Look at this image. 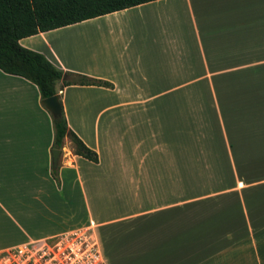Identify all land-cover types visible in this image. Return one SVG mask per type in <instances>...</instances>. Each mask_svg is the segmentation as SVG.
I'll return each instance as SVG.
<instances>
[{
  "label": "crops",
  "instance_id": "1",
  "mask_svg": "<svg viewBox=\"0 0 264 264\" xmlns=\"http://www.w3.org/2000/svg\"><path fill=\"white\" fill-rule=\"evenodd\" d=\"M18 43L104 84L56 83L97 159L64 138L57 187L51 116L0 71V249L74 228L30 223L76 199L105 264H264V0H156Z\"/></svg>",
  "mask_w": 264,
  "mask_h": 264
},
{
  "label": "trees",
  "instance_id": "2",
  "mask_svg": "<svg viewBox=\"0 0 264 264\" xmlns=\"http://www.w3.org/2000/svg\"><path fill=\"white\" fill-rule=\"evenodd\" d=\"M156 0H0V71L33 84L40 100L69 85L102 86L104 83L81 75H72L52 65L42 54L19 45L22 38L55 30L85 20ZM52 149L60 150L63 139L71 143L75 155L96 163V154L68 129L62 113L52 118ZM57 187V168H50Z\"/></svg>",
  "mask_w": 264,
  "mask_h": 264
},
{
  "label": "built area",
  "instance_id": "3",
  "mask_svg": "<svg viewBox=\"0 0 264 264\" xmlns=\"http://www.w3.org/2000/svg\"><path fill=\"white\" fill-rule=\"evenodd\" d=\"M0 264H105L91 224L0 249Z\"/></svg>",
  "mask_w": 264,
  "mask_h": 264
},
{
  "label": "rangeland",
  "instance_id": "4",
  "mask_svg": "<svg viewBox=\"0 0 264 264\" xmlns=\"http://www.w3.org/2000/svg\"><path fill=\"white\" fill-rule=\"evenodd\" d=\"M68 208L61 206H56L55 208L48 207L46 211L44 208H41L39 215L37 216L35 225H33L30 222L29 223L31 226H33L34 231L37 232L43 230L45 227H48L49 225L55 226L60 223H66L65 228L79 226V224L82 223L80 222V220L81 218L83 219L84 213L83 210L80 209V207H77V200L75 199L73 203H70Z\"/></svg>",
  "mask_w": 264,
  "mask_h": 264
},
{
  "label": "water",
  "instance_id": "5",
  "mask_svg": "<svg viewBox=\"0 0 264 264\" xmlns=\"http://www.w3.org/2000/svg\"><path fill=\"white\" fill-rule=\"evenodd\" d=\"M41 104L48 111V113L50 114L52 118H57L60 116L61 106L58 100V96L56 94L49 98L41 100ZM59 155H60L59 150L52 149L50 151L52 168L56 167Z\"/></svg>",
  "mask_w": 264,
  "mask_h": 264
}]
</instances>
